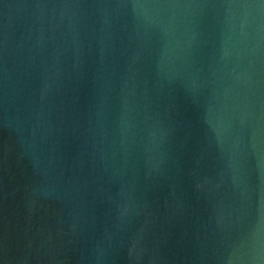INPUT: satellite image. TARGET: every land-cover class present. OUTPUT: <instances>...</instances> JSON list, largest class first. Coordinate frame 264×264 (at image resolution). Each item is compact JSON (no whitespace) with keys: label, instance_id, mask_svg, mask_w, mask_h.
Returning <instances> with one entry per match:
<instances>
[{"label":"water","instance_id":"95a60500","mask_svg":"<svg viewBox=\"0 0 264 264\" xmlns=\"http://www.w3.org/2000/svg\"><path fill=\"white\" fill-rule=\"evenodd\" d=\"M0 264H264V0H0Z\"/></svg>","mask_w":264,"mask_h":264}]
</instances>
